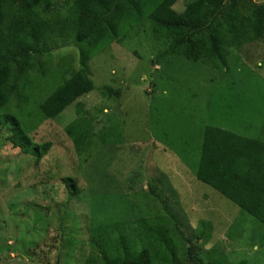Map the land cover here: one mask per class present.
Returning <instances> with one entry per match:
<instances>
[{"label": "trees", "instance_id": "16d2710c", "mask_svg": "<svg viewBox=\"0 0 264 264\" xmlns=\"http://www.w3.org/2000/svg\"><path fill=\"white\" fill-rule=\"evenodd\" d=\"M180 5L182 8L177 10ZM143 24H147L155 39L165 43V49L156 57L157 63L183 59L216 73L218 81L229 76V59L237 56L252 77L251 72H255L264 80V73L259 70L264 65V48L249 50L255 44H264V0H0V147L8 143L12 149H18L25 162L29 160L37 166L52 144L36 142L32 133L42 121L55 120L69 106H74L76 117L64 129L73 153L77 156L87 153L95 136L101 149L119 148L126 153L122 127L110 121L95 135L96 119L88 115L80 99L94 91L87 75L88 63L107 47L122 45L129 32ZM65 44L76 48L77 68L57 63L53 65L54 71L48 69L53 63L52 51ZM259 58L263 63L248 67ZM40 81L44 90L51 89L45 94L39 90L40 96L35 99V87ZM106 91L117 98L121 96L119 90L106 88ZM260 128L264 135V122ZM171 137L163 140L168 146L173 143L169 142ZM155 140L160 143L157 137ZM180 146L189 149L187 143ZM185 154L187 159L189 152ZM133 158V155L125 157L135 169L133 176L124 175L125 186L121 191L136 206L138 216L102 223L98 210L100 205H106L105 196H93L90 203L98 207L89 218L84 242L76 228L67 233L62 227L66 222L75 227L79 224L67 206L74 198L82 202L86 192L76 168L68 176L47 177L50 170L45 176L37 175L34 180L21 183L25 186L22 190L34 184L46 198L52 193L59 194L63 203L55 206L67 207L61 214L53 210V203L46 204L44 212L36 204L31 210L35 229L41 223H46V227L55 225L56 245L48 250L54 257L53 264L60 261L68 264L76 254L80 264H234L211 250L199 253L201 244L205 246L211 239L210 221L198 220L188 237L182 229L183 222L187 223L193 214L183 212L182 216L178 206L183 209L184 202L173 197L179 192L168 195L164 180L141 171ZM186 161L195 165L188 177L193 180L192 185L197 181L210 187L250 216L258 224L256 230L259 225L264 229L263 139L206 125L197 155ZM0 203L9 233L14 230L11 223L17 217L15 206L7 200ZM16 231L26 236L19 228ZM253 239L264 247V231L255 232ZM14 245L18 247L19 240ZM22 255L31 263L47 264L45 258L35 253V248L31 252L22 250Z\"/></svg>", "mask_w": 264, "mask_h": 264}, {"label": "rangeland", "instance_id": "374dc122", "mask_svg": "<svg viewBox=\"0 0 264 264\" xmlns=\"http://www.w3.org/2000/svg\"><path fill=\"white\" fill-rule=\"evenodd\" d=\"M180 8L181 5L176 7L177 10ZM255 46L249 50L264 48V44ZM164 49L165 43L155 39L147 24H143L132 29L122 45L107 47L87 65V75L94 84V91L81 98L80 102L88 115L96 119L93 122L95 135L100 134L110 121L122 127L126 153L119 148L115 151L101 149L96 136L88 149L89 154L77 156L73 153L64 129L76 117L74 106H69L55 120L42 121L32 133L36 142L52 144L50 152L37 166L32 165V161L25 162L18 149H12L8 143L0 147V201L11 202L17 215L11 223L15 231L10 229L8 233L0 203V264H34L22 255V250L31 252L34 248L47 264L55 262L53 255L48 253L56 245L53 236L55 225L46 227V223H41L35 229L31 210L36 204L44 212L46 204L53 203V210L61 214L67 207L55 206L63 203L59 194L52 193L46 198L38 193L34 184L23 190L25 186L21 185L24 181L34 180L37 175L45 176L50 170L52 172L47 177H62L70 175L72 168H76L82 179L81 185L86 186L82 202L78 203L74 198L67 204L79 224L76 227L71 222L62 224L67 233L76 228L83 242L87 238L89 218L98 207L90 203L93 196H105L106 205H100L98 210L102 223H117L138 216L136 206L121 191L125 186L124 175L134 174L135 167L125 159L130 155L142 167L141 171L143 169L147 175L164 180L168 195L179 192L173 197L184 202L183 209L178 206L182 216L183 212L193 214L187 223L183 222L182 229L188 237H191V230L198 220L210 221L211 239L205 246L199 242V253L211 250L234 264L240 261L264 264V247L253 239L255 232L264 231L262 226L256 230L258 224L250 216L210 187L197 181L192 185L193 180L188 177L195 165L186 163L188 158L197 155L206 125L245 137L255 134L264 140L260 128L264 122V80L255 72H251L252 77L247 67L240 65L237 56L229 59V76L218 81L216 73L207 68L199 69L183 59L157 63L156 57ZM51 58L53 63L48 69L53 71V65L57 63L64 67L78 66L76 48L71 44L54 49ZM61 58L65 61L62 62ZM261 63L262 58H259L248 67ZM259 70L264 73V65ZM106 88L119 90L120 98L107 94ZM44 89L45 85L40 81L35 87V99L40 96L39 90L45 94L51 88ZM168 136H172L169 142L173 141L176 146H172L173 143L168 146L163 141ZM183 143L189 144L188 150L180 146ZM120 151L123 154L116 155L115 152ZM185 152H189L187 159ZM143 178L147 179V176L143 175ZM49 182L53 184L51 180ZM17 228L26 236H20ZM18 240L17 247L14 242ZM78 257L76 254L68 264H80ZM58 264L65 263L60 261Z\"/></svg>", "mask_w": 264, "mask_h": 264}]
</instances>
